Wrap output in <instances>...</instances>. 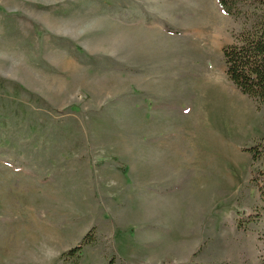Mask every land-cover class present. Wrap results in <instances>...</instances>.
<instances>
[{"label": "rangeland", "instance_id": "1", "mask_svg": "<svg viewBox=\"0 0 264 264\" xmlns=\"http://www.w3.org/2000/svg\"><path fill=\"white\" fill-rule=\"evenodd\" d=\"M231 2L0 0V264H264Z\"/></svg>", "mask_w": 264, "mask_h": 264}, {"label": "trees", "instance_id": "2", "mask_svg": "<svg viewBox=\"0 0 264 264\" xmlns=\"http://www.w3.org/2000/svg\"><path fill=\"white\" fill-rule=\"evenodd\" d=\"M219 2L227 14L231 16L238 14L234 6H230L231 0H219ZM223 57L227 75L237 88L257 101L264 102V7L249 18L245 28L237 36L236 42L223 49ZM248 151L253 155L254 161H258L260 155H264V143L253 145ZM255 181L264 201V171ZM89 243L88 237L85 236L81 244L67 254L76 255Z\"/></svg>", "mask_w": 264, "mask_h": 264}, {"label": "bare ground", "instance_id": "3", "mask_svg": "<svg viewBox=\"0 0 264 264\" xmlns=\"http://www.w3.org/2000/svg\"><path fill=\"white\" fill-rule=\"evenodd\" d=\"M236 95H237V94H236ZM237 96H238V95H237ZM235 99H236V98H235ZM239 99H240V98H239ZM231 105H232V104H231ZM229 106H230V105H229ZM234 106H235V103H234ZM234 106L232 105V107H234ZM243 106H244V105H243ZM240 108H241V107H240ZM244 108H247V107H244ZM241 110H243V109H241ZM246 110H247V109H246ZM247 112H248V111H247ZM247 112H246V113H247ZM241 113H242V111H241ZM244 113H245V112H244ZM248 113H249V112H248ZM243 115H244V114H243ZM250 115H251V114H250ZM203 117H207V116H203ZM230 118H231V116H230ZM245 119H246V118H245ZM247 119H248V118H247ZM248 120H249V119H248ZM243 121H244V120H243ZM246 121H247V120H246ZM246 121H245V122H246ZM249 121H251V120H249ZM247 122H248V121H247ZM247 122H246V123H247ZM237 123H238V122H237ZM244 125H245V124H244ZM246 125H247V124H246ZM238 126H239V125H238Z\"/></svg>", "mask_w": 264, "mask_h": 264}]
</instances>
